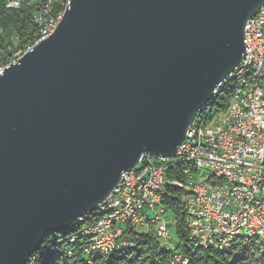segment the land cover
I'll return each instance as SVG.
<instances>
[{
  "label": "water",
  "instance_id": "water-1",
  "mask_svg": "<svg viewBox=\"0 0 264 264\" xmlns=\"http://www.w3.org/2000/svg\"><path fill=\"white\" fill-rule=\"evenodd\" d=\"M264 0H71L0 76V264L95 212L145 157H175L246 56Z\"/></svg>",
  "mask_w": 264,
  "mask_h": 264
},
{
  "label": "built area",
  "instance_id": "built-area-1",
  "mask_svg": "<svg viewBox=\"0 0 264 264\" xmlns=\"http://www.w3.org/2000/svg\"><path fill=\"white\" fill-rule=\"evenodd\" d=\"M26 1L36 8V45L54 33L71 0H5V6L18 9ZM244 43L245 58L218 90L235 82L227 109L210 120L196 119L175 157H145L124 174L96 211L102 215L73 235L71 243L82 237L86 255L107 256L132 245L123 238L127 229L158 222L155 233L168 246L177 220L162 218L167 214L163 199L167 185L177 182L167 175V162L174 167L181 161L192 166L184 170L190 193L183 207L193 245L224 251L235 242L256 240L264 247V7L247 21ZM34 45L7 47L0 76ZM165 264L190 263L176 252Z\"/></svg>",
  "mask_w": 264,
  "mask_h": 264
},
{
  "label": "trees",
  "instance_id": "trees-1",
  "mask_svg": "<svg viewBox=\"0 0 264 264\" xmlns=\"http://www.w3.org/2000/svg\"><path fill=\"white\" fill-rule=\"evenodd\" d=\"M36 8L26 1L18 9H8L5 0H0V57L8 59L7 47L26 49L36 42L40 27L34 20ZM235 82H228L216 94L214 99L205 105L196 119L214 118L224 112L232 98ZM173 162V161H172ZM167 162V175L177 183L167 185V194L163 204L169 218L177 220L174 234L177 243L174 247L165 244L155 233L153 226L137 230L127 229L123 236L131 246L113 252L107 256L86 255L82 247L85 244L81 237L75 243L70 238L87 224L98 219L102 213L92 212L83 222H78L60 234L48 233L38 250L27 264H165L176 252L189 258L190 264H264V247L256 240L247 245L235 242L230 250L216 251L212 248L195 247L190 239L186 224L183 202L190 193L187 189L188 179L185 168L192 167L181 161ZM194 171L193 168H190ZM174 240L171 239L170 242Z\"/></svg>",
  "mask_w": 264,
  "mask_h": 264
},
{
  "label": "rangeland",
  "instance_id": "rangeland-1",
  "mask_svg": "<svg viewBox=\"0 0 264 264\" xmlns=\"http://www.w3.org/2000/svg\"><path fill=\"white\" fill-rule=\"evenodd\" d=\"M156 210L159 212V209H156ZM168 216H169V214L167 213V214H164L162 218L164 220H166L168 218ZM156 225H158V222H156V223L153 224V228L154 229H157V226ZM173 237H174V240L172 242H170V247H172V248L174 247V243H177L176 242L177 241V238H176L175 234L173 235Z\"/></svg>",
  "mask_w": 264,
  "mask_h": 264
}]
</instances>
